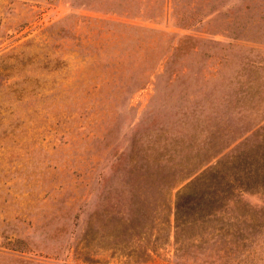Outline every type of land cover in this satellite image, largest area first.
Here are the masks:
<instances>
[{"label": "rangeland", "instance_id": "rangeland-1", "mask_svg": "<svg viewBox=\"0 0 264 264\" xmlns=\"http://www.w3.org/2000/svg\"><path fill=\"white\" fill-rule=\"evenodd\" d=\"M258 165L264 0H0V264H264Z\"/></svg>", "mask_w": 264, "mask_h": 264}, {"label": "trees", "instance_id": "trees-1", "mask_svg": "<svg viewBox=\"0 0 264 264\" xmlns=\"http://www.w3.org/2000/svg\"><path fill=\"white\" fill-rule=\"evenodd\" d=\"M258 171H260V173H258ZM254 173L255 174L253 176L245 177L244 179H242L241 177H235L234 180L237 181L236 187L244 189V188H249V186L253 185L258 188L264 189V165H258ZM231 186H232L231 182L229 183V181L226 180L222 183H218V185L214 187L213 191L207 193V197L201 195L198 198H196V201H193L191 198H189L188 201L182 202V204L184 206H187L188 209L191 211L197 209L200 204H204V205L206 204L210 206L214 204L216 201H218V199L221 200L228 199ZM204 210H208V213H210L212 209H204Z\"/></svg>", "mask_w": 264, "mask_h": 264}]
</instances>
